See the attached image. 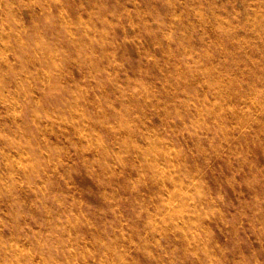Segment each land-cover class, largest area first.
<instances>
[{
	"label": "clouds",
	"instance_id": "1",
	"mask_svg": "<svg viewBox=\"0 0 264 264\" xmlns=\"http://www.w3.org/2000/svg\"><path fill=\"white\" fill-rule=\"evenodd\" d=\"M209 25L217 36H209ZM117 28L126 30L120 39ZM196 40L205 56L225 40L239 48L264 41V0H160L133 7L120 0H0V198L7 205L0 216V264H136L134 252L151 264H256L255 250L242 248L251 234L264 257V166L250 160L253 147H264V87L249 84L243 99L250 102L232 124L223 122V108L194 105V92H186V102L163 97L164 85L186 91L180 84L194 79L168 72L167 58L178 49L189 51ZM133 41L142 59L160 65L167 78L146 82L144 68L118 56L120 46ZM145 41L162 54L144 48ZM259 69L256 79H264V60ZM121 70L126 79L129 72L139 74L135 88L118 85ZM229 77L225 72L212 85L221 104L233 84ZM108 86L118 87L119 107L105 95ZM155 117L162 123L152 126ZM62 124L75 131L65 135L64 128L57 135ZM113 124L129 135L110 146L101 129ZM133 132L148 143L137 145ZM184 134L195 138V150L181 142ZM54 135L55 142L48 139ZM133 148L142 158L132 164L139 175L128 181L129 190L139 194L134 212L146 223L139 233L125 228L122 238L120 227L96 217L119 207L116 177L124 174ZM163 149L165 166L157 160ZM213 157L225 158L231 171L215 186L207 179ZM18 160L25 162L17 166ZM77 168L87 169L108 207H82L71 182ZM149 182L157 187L141 192ZM223 183L232 188L234 203L226 200ZM25 189L35 193L30 201L19 197ZM226 206L234 209L227 218ZM217 221L230 225V247L215 242L210 225ZM70 227L97 230V236L89 246L76 245L66 235ZM177 231L183 246L165 251L160 241Z\"/></svg>",
	"mask_w": 264,
	"mask_h": 264
},
{
	"label": "rangeland",
	"instance_id": "2",
	"mask_svg": "<svg viewBox=\"0 0 264 264\" xmlns=\"http://www.w3.org/2000/svg\"><path fill=\"white\" fill-rule=\"evenodd\" d=\"M121 3H126L128 7H133L135 3H139L141 6L149 3H160V0H120ZM200 2H214V3H224V0H200ZM74 15V13H72ZM22 19L25 24L30 23L31 15L28 10H25L22 14ZM125 29L117 28L115 30V35L117 39H120L125 34ZM130 31V30H129ZM206 31L209 36H217V33L214 31L212 25L207 26ZM250 35V34H249ZM247 39V36L245 37ZM139 42H128L120 46L118 51V56L120 58L126 59L130 65H135L145 69L146 75L143 77L146 82H151L154 80H160L161 75L168 77V72H171L173 75L184 74L191 75L194 79L188 81V85L180 84L181 88H185L186 91H176L172 92L169 85H164L161 89L163 97H172L180 102H186V92H194L195 97H198V101L189 96L187 99H193L194 105H211L213 111L223 108L221 116L223 117V122L225 124L235 123L240 119L242 115V108L247 107L250 101L243 99V95L247 91L249 84L255 83V87L260 89L264 87V79H256L260 75L259 62L264 60V41L255 40L251 44L244 48H239L238 45L230 44L226 40L222 41V48L218 51H215L212 56H205L201 52L202 41L196 40L192 42L191 48L189 51L185 52L182 49H178L174 52L171 57H168V72H163L160 65L153 64L151 61H145L142 59L143 52L142 49L138 46ZM144 48L150 49L155 55H161L163 49H152L149 42H144ZM129 65H125V69ZM5 65L0 61V71L3 70ZM124 70H121L118 75V85H131L132 88H135V80L139 77L138 73L129 72L128 78H124L122 73ZM230 73V77L233 79V84L227 90L224 91V102L220 103L218 99V94L213 91V83L221 79V76L225 73ZM255 74L252 75L251 73ZM246 73H250L246 75ZM73 75H78L73 73ZM192 84L198 85V88L193 89ZM104 93L113 101V107H119V96L120 92L118 87L108 86ZM2 110V108H0ZM49 118L44 117V121L48 122ZM159 117L153 118L151 124L156 126L161 124ZM116 125L113 124L112 128H102L101 132L104 135L106 141H110L111 145H118L120 140L125 136L129 135L128 131L125 130H116ZM254 127H259L255 125ZM64 128H68L69 131L65 135H71L74 129H71L70 125H61V128L57 129V135L63 131ZM133 141L143 147L148 142L139 138V134L136 132L131 133ZM48 139H51L53 142L57 140V136H51ZM181 139V142L184 143L187 147L194 148L195 138H188L187 134ZM247 139V137L245 138ZM164 141L161 140L157 144V148H162ZM225 146V150L227 151ZM115 151L116 148L113 147ZM166 149L161 150L157 155L158 162L165 166L168 164V157L164 155ZM142 156L138 155V149H131L129 156L125 159L129 161L127 167L123 170V175L116 177V183L120 186L118 195L121 197L117 203L119 204L118 208H115V211H105L102 213V217H96L98 222L112 224L113 227H120L121 237H125L127 233L124 231L125 228H128L129 231H135L139 233L140 229L143 227V224L146 223V220H142L135 216L134 212V201L139 198L138 193L131 192L130 185L128 181L131 180L135 182V178L139 175L137 169L132 167V164H139V159ZM250 160L255 161L257 167L264 166V147L256 146L252 148V155ZM24 160H18L17 166L23 164ZM3 172V164L0 163V175ZM231 175V171L225 163V158L213 157L209 163V172H208V182L210 185L215 186L217 182H223L226 178ZM147 179V178H145ZM43 177L41 178V181ZM41 181H37L39 184ZM71 182L73 184L74 190L80 200L83 201L82 207H91L93 210L97 208H106L101 195L100 190L94 180V178L89 175L87 169L77 168L76 171L72 173ZM157 186L155 184L140 185L141 192L152 191ZM223 188L226 193V200L232 201L234 203V193L232 188L229 187L227 183H223ZM34 192L25 189L20 192L19 197L22 200L30 201ZM158 204L159 201L157 200ZM7 211V205L0 198V216ZM234 211L229 206L225 208V218H227ZM124 221H128V224H124ZM130 226V227H129ZM214 232L215 242L221 247L226 248L230 247L233 243L232 232L230 231V225L226 223H220L219 221L210 225ZM34 230V229H33ZM79 233V236L77 235ZM70 241H74L76 245L89 246L90 242L93 241L97 236V230H89L86 227H77L69 228L68 233ZM243 235V233L241 234ZM183 233L177 231L175 234H170L166 240L160 241L162 245H165V251L169 249H178L181 248L184 244V241L179 237H182ZM82 237V238H81ZM133 242V241H128ZM70 246L71 243H70ZM261 245L257 236L255 234L248 235L245 243L242 245L245 253L248 251L255 250V260L256 264H264V257L260 255L258 251ZM133 256L135 258L136 264H151L148 258L144 257L140 252H134ZM185 264H198L194 259L185 261ZM226 264H234V262L229 259L226 261Z\"/></svg>",
	"mask_w": 264,
	"mask_h": 264
}]
</instances>
